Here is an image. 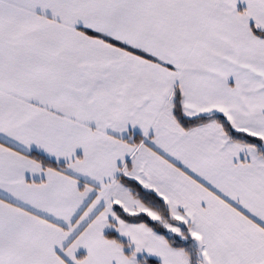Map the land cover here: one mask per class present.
Instances as JSON below:
<instances>
[{"label":"snow or ice","instance_id":"6c2138e0","mask_svg":"<svg viewBox=\"0 0 264 264\" xmlns=\"http://www.w3.org/2000/svg\"><path fill=\"white\" fill-rule=\"evenodd\" d=\"M0 264H264V0H0Z\"/></svg>","mask_w":264,"mask_h":264}]
</instances>
